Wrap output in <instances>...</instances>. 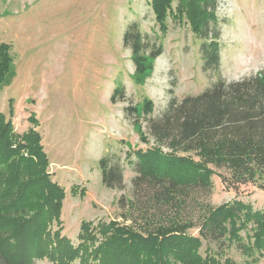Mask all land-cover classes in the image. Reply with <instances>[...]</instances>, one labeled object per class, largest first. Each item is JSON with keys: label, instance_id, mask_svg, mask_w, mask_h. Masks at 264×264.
<instances>
[{"label": "rangeland", "instance_id": "rangeland-1", "mask_svg": "<svg viewBox=\"0 0 264 264\" xmlns=\"http://www.w3.org/2000/svg\"><path fill=\"white\" fill-rule=\"evenodd\" d=\"M152 6L151 0H0V42L7 45L9 60L0 83V112L10 120L11 142L36 133L46 174L64 191L58 223L51 230H59L73 247L81 242L82 224L96 238L87 243L89 249L107 238L102 224L149 229L138 218L133 224L118 201L130 199L132 161L139 151L152 149L163 157L174 152L153 142L143 119L126 117V106L143 116L149 101L150 116L158 117L171 96L197 95L218 78L238 81L264 68V0H217L219 66L206 72L201 41L190 23L166 11L161 28ZM132 22L162 47L141 75L134 73L130 50L122 45ZM31 145L28 141L23 152ZM104 158L117 159L121 165L122 189L101 184ZM210 182L211 193L199 198L202 203L210 207L239 203L244 208L236 220L242 225L240 242L221 244L217 260L264 264L263 243L262 248L253 245V234L264 222V189L250 186L234 192L225 189L214 173ZM191 219L195 226L186 232L198 236L199 221ZM260 236L263 240L264 233ZM205 246L203 241L198 250L202 256ZM33 264L56 263L39 256Z\"/></svg>", "mask_w": 264, "mask_h": 264}, {"label": "trees", "instance_id": "trees-1", "mask_svg": "<svg viewBox=\"0 0 264 264\" xmlns=\"http://www.w3.org/2000/svg\"><path fill=\"white\" fill-rule=\"evenodd\" d=\"M172 2L151 0L160 27H164L166 11L184 17L201 41L202 70L216 71L220 48L217 0H176L175 6ZM122 45L130 50L137 75L150 69V62L162 53L161 45L142 34L136 22L123 33ZM7 52V45L0 42V83L9 62ZM123 111L135 121L143 119L153 142L174 153L163 157L156 150L139 151L132 161L135 175L130 199L118 201L133 224L138 218L149 229L102 224L101 230L109 234L92 249L87 243L96 238L86 224L79 231L77 247L59 230H51L58 223L64 191L46 174L36 133L19 135L17 143L11 142L10 120L5 121L0 112V264H33L39 256L56 264H72L76 259L80 264H222L217 260L220 245L240 242L242 225L237 226L236 220L243 206L210 207L199 198L211 193L212 173L234 192L250 186L264 189V68L238 81L218 78L197 95L171 96L158 117L150 116L149 101L144 103L143 116L131 105ZM28 141L33 146L24 153ZM100 179L105 188H123L117 159H102ZM192 216L199 221L198 236L186 232L195 226ZM261 233L264 222L253 234L256 248L262 243L264 247ZM203 241L202 256L198 250ZM211 245L218 250L213 251ZM223 263L235 264L228 259Z\"/></svg>", "mask_w": 264, "mask_h": 264}]
</instances>
